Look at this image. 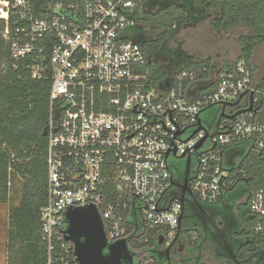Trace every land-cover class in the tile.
<instances>
[{"label": "built area", "instance_id": "1", "mask_svg": "<svg viewBox=\"0 0 264 264\" xmlns=\"http://www.w3.org/2000/svg\"><path fill=\"white\" fill-rule=\"evenodd\" d=\"M135 14L134 0L0 1L11 60L49 86L40 212L46 264H77L62 235L69 209L93 206L108 244L126 239L132 217L173 239L182 202L168 195L170 156L195 159L187 187L203 203L245 179L252 156L264 166V88L252 84L250 65L180 70L157 84L142 47L127 39ZM214 105H225L215 132L193 134L199 112ZM248 202L253 230L264 235V187Z\"/></svg>", "mask_w": 264, "mask_h": 264}, {"label": "trees", "instance_id": "2", "mask_svg": "<svg viewBox=\"0 0 264 264\" xmlns=\"http://www.w3.org/2000/svg\"><path fill=\"white\" fill-rule=\"evenodd\" d=\"M12 2L14 0H0ZM136 24L126 30L127 39L138 43L150 66L149 78L164 85L180 70L211 69L212 60L194 61L181 46H172L180 30L196 27L209 21L214 32L229 31L236 26L249 30L241 36L238 58L225 62L221 68L232 67L244 60L250 65L252 84L264 88V54L261 68L252 63L254 52L264 48V0H134ZM4 23L0 20V260L11 251L18 258L7 264H46V254L40 238V212L47 201L46 139L42 136L49 113V86L29 78L26 64H16L10 58L8 43L2 38ZM173 55L170 60L166 53ZM247 165V177L239 181L243 191L235 201L247 193L264 187V166ZM248 164V163H247ZM175 165V164H174ZM177 166H173L175 168ZM19 180L21 199L8 208L11 183ZM168 195L181 196L170 190ZM222 208L218 203H203L193 195H184L183 219L186 225L195 213H211ZM249 202L239 205L241 223H251ZM254 221V220H253ZM128 233L130 232L127 227ZM156 232H149L142 240L151 241ZM257 239H263L256 236Z\"/></svg>", "mask_w": 264, "mask_h": 264}, {"label": "flooded vegetation", "instance_id": "3", "mask_svg": "<svg viewBox=\"0 0 264 264\" xmlns=\"http://www.w3.org/2000/svg\"><path fill=\"white\" fill-rule=\"evenodd\" d=\"M206 110L220 111L221 107L214 105ZM192 159L188 166L185 158L178 159L181 164L171 171L175 184L171 190L181 191L183 182H189L193 170ZM239 183L232 187L230 194L237 196L242 193L243 186ZM249 194L234 204L226 195L222 196L216 202L222 208L214 209L211 213L202 215L194 210L188 225L182 218L171 240L158 235L151 241H143L142 238L150 231L137 217H132L128 222L130 232L125 237L132 254V264H264V235L254 232L251 214L248 213L252 217L250 224L240 222L239 205L247 204Z\"/></svg>", "mask_w": 264, "mask_h": 264}, {"label": "rangeland", "instance_id": "4", "mask_svg": "<svg viewBox=\"0 0 264 264\" xmlns=\"http://www.w3.org/2000/svg\"><path fill=\"white\" fill-rule=\"evenodd\" d=\"M249 35V30L241 25L234 27L233 29L225 32H214L210 30L208 23H202L192 28H185L180 30L177 36L172 42V46H181V51L183 50L187 55L200 60L210 59L216 65L220 66L225 62H234L238 58V44L239 38L241 36ZM171 52L166 53V56L172 59L173 55ZM264 48H258L254 54L252 63L257 68H261L263 63ZM174 58V57H173ZM229 110V109H228ZM220 111L206 110L200 115L202 121V127L206 129L210 134L215 132L216 119L219 117ZM189 132L184 136L187 137ZM210 145L209 141H206L204 148H208ZM256 156H252L251 159H255ZM171 170L173 166H178L181 161L173 156L168 159ZM193 168L191 176L194 172L195 162L191 161ZM175 164V165H174ZM22 183L19 180H15L11 183L10 190V200L8 203V208L12 209L17 206L20 202V188ZM19 256L17 251H11L6 254L4 261L0 260V264H7L15 261Z\"/></svg>", "mask_w": 264, "mask_h": 264}, {"label": "water", "instance_id": "5", "mask_svg": "<svg viewBox=\"0 0 264 264\" xmlns=\"http://www.w3.org/2000/svg\"><path fill=\"white\" fill-rule=\"evenodd\" d=\"M224 107L225 105H222L221 111H223ZM207 108L199 112L198 127L193 134L204 129L201 124L200 115ZM239 113L240 112L236 114ZM221 116H223V114H221ZM207 137L208 136L205 135L196 145V150L202 147ZM168 155L169 153L166 154V158H168ZM184 158L188 166L190 161L189 156H180L178 159ZM228 164L230 165L232 163L229 162ZM171 186H175L172 178ZM180 189L182 195L179 197V200L183 203L184 195L186 193L191 195L186 180L180 186ZM182 218L183 216L181 215L178 226H180ZM62 235L65 242L72 244L75 262L77 264H132V254L128 248L127 239L108 244L102 221L97 210L93 206L67 210L65 213V229L62 231ZM158 239L161 240L162 237L159 236Z\"/></svg>", "mask_w": 264, "mask_h": 264}, {"label": "crops", "instance_id": "6", "mask_svg": "<svg viewBox=\"0 0 264 264\" xmlns=\"http://www.w3.org/2000/svg\"><path fill=\"white\" fill-rule=\"evenodd\" d=\"M203 23H208L209 24V21H205V22H203ZM209 28H210V24H209ZM210 30H212L211 28H210ZM213 31V30H212ZM194 61H201L200 59H197V58H192ZM212 63L214 64V65H216L213 61H212ZM218 66V65H217ZM198 90V89H197ZM197 90H196V88H194V91L192 90V91H190V93L191 94H195L196 92H197ZM9 196H10V194H9ZM9 203V202H8Z\"/></svg>", "mask_w": 264, "mask_h": 264}]
</instances>
